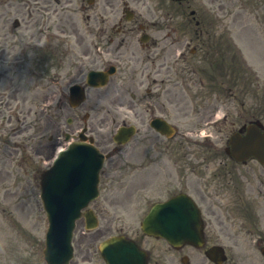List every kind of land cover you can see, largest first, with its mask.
<instances>
[{"label": "flooded vegetation", "instance_id": "1", "mask_svg": "<svg viewBox=\"0 0 264 264\" xmlns=\"http://www.w3.org/2000/svg\"><path fill=\"white\" fill-rule=\"evenodd\" d=\"M103 12L109 16L114 12L117 4L119 17L111 25V31L115 34H120L127 30L123 18H126L125 7L119 2L122 0H99ZM126 3V0H123ZM131 2H139L140 0H130ZM200 11L198 16L195 15V10H191V2L175 3L174 0H152V19L147 28L153 31V37L145 43H140L141 52L139 57V67L149 69L150 72L157 75L160 71H165L173 79L180 78L189 81L203 80L214 81V92L217 91V85L221 83L224 70V46L225 51L228 50L231 40H223V32L227 31V26L222 23H208V12L200 2H198ZM195 19V23H191ZM125 40L119 42L118 48H121ZM124 50L118 49V55ZM132 53L135 50H131ZM235 56L230 57L233 62ZM142 68V71L143 69ZM228 69V68H227ZM160 83H164V79H160ZM174 85V84H173ZM148 91V89H147ZM168 93L174 94V89L167 88ZM183 92V91H182ZM207 107H215L212 104H202ZM148 112H168L167 105H148L145 104L143 109ZM198 110V108H195ZM174 116L183 117L186 112L179 107L172 108ZM139 119L144 121V116L140 115ZM223 168H217L213 173L211 181H215L216 185H220L219 191H222V186H228L233 181H241L247 185H253L255 181L254 173H249L254 169H244V172L238 168H226L225 173L221 174ZM242 171L244 177L238 176L237 173ZM263 182L264 178L259 177ZM206 185L205 188H211ZM213 188V187H212ZM191 189L200 195V188L197 184H191ZM202 197H204L202 195Z\"/></svg>", "mask_w": 264, "mask_h": 264}, {"label": "rangeland", "instance_id": "2", "mask_svg": "<svg viewBox=\"0 0 264 264\" xmlns=\"http://www.w3.org/2000/svg\"><path fill=\"white\" fill-rule=\"evenodd\" d=\"M255 104H259L258 110L264 113L263 93L255 92ZM122 151L129 163H133L131 158L136 155L134 144ZM20 162L15 159L13 167ZM32 181L33 173L23 169L14 168L11 175L0 174V264H41L39 246L33 243L36 238L41 242L45 223ZM123 226L120 223L100 224L99 230L93 234H84L80 226L76 234V242L81 243L80 251L92 243L98 233L108 235Z\"/></svg>", "mask_w": 264, "mask_h": 264}]
</instances>
